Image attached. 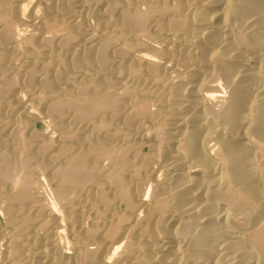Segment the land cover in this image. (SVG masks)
I'll return each instance as SVG.
<instances>
[{"label":"bare ground","instance_id":"1","mask_svg":"<svg viewBox=\"0 0 264 264\" xmlns=\"http://www.w3.org/2000/svg\"><path fill=\"white\" fill-rule=\"evenodd\" d=\"M0 216V264H264V0H0Z\"/></svg>","mask_w":264,"mask_h":264},{"label":"rangeland","instance_id":"2","mask_svg":"<svg viewBox=\"0 0 264 264\" xmlns=\"http://www.w3.org/2000/svg\"><path fill=\"white\" fill-rule=\"evenodd\" d=\"M23 34H24V32H23ZM26 34V33H25ZM28 34V33H27ZM26 34V35H27ZM146 41H147V43H146ZM142 42L144 43V44H147V45H155L156 43H153V42H151V41H149V40H146V39H142ZM150 42V43H149ZM43 122H46V120H38L37 122H36V127H35V129H36V131L40 134V133H42L41 135H49L50 134V132L52 133V130H51V127H49V125L47 124V122L46 123H43ZM45 124H47V126L45 125ZM49 127V128H48ZM51 135V134H50ZM152 136V137H151ZM146 140V142H151V141H154L155 140V138H154V135L153 134H151V135H147V138H145ZM148 139V140H147ZM145 150V149H144ZM46 197H48V195L46 194ZM49 198V197H48ZM5 228H4V223H3V218H2V216H0V241H4V240H6V238H7V234H6V232H5V230H4ZM5 234V235H4ZM4 236V237H3ZM6 236V237H5ZM3 238V239H2ZM65 246V245H64ZM66 248V247H65ZM65 248H63V250L64 251H67V249L65 250Z\"/></svg>","mask_w":264,"mask_h":264}]
</instances>
